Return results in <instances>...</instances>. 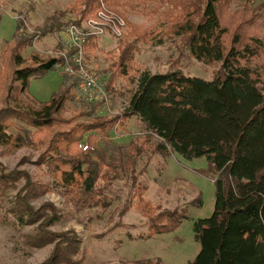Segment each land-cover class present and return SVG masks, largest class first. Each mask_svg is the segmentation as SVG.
I'll list each match as a JSON object with an SVG mask.
<instances>
[{"label":"trees","instance_id":"obj_1","mask_svg":"<svg viewBox=\"0 0 264 264\" xmlns=\"http://www.w3.org/2000/svg\"><path fill=\"white\" fill-rule=\"evenodd\" d=\"M181 1L164 0L171 5L166 11L175 12ZM104 2L111 5L109 0ZM221 3L222 0H204L200 20L188 28L191 55L206 64L222 62V72L213 79L186 75L180 70L154 73L146 69L136 75L138 47L135 42L147 40L151 33L130 28L124 46L109 66L110 77L105 82L111 100L118 79L125 78L135 86L127 106L115 116L103 114L100 104L85 101L77 80L63 71L64 58L59 54L32 49L27 57L23 55L26 49L33 48L36 35L29 34L19 18L15 43L6 51L9 53L3 55L0 66V78L8 76L0 109V146L26 145L22 137L8 133L15 119L30 127L31 141L39 133L57 129L48 146L49 154L39 163H46L56 175L57 188L95 198L99 179L109 183L119 176V169L134 170L131 165L136 161L129 151L123 152L118 146L115 154H111L100 144L125 120L137 118L147 136L143 145L155 136L160 139L156 151L187 159L206 157L216 173L215 209L210 217L200 218L194 224V237L200 243V251L190 264H264V73L251 64V59L258 54L250 43L258 42L261 37L235 16L232 26H224ZM225 4L228 8L227 1ZM100 5V0H79L72 7V12L77 14L75 18L68 23L55 18L51 26L46 25L45 34L61 32L69 22L93 16ZM112 8L128 25L125 14ZM257 15L256 11L253 16ZM250 19L255 21V18ZM230 27L234 32L228 45ZM247 33L250 36H246ZM242 38L248 42L240 47ZM98 45L99 37L91 38L86 50L94 51ZM57 69L62 71L59 91L48 102L37 100L28 91L31 79ZM79 94L88 111L65 117L68 104L78 99ZM78 118L87 120L75 123ZM66 125L72 127L60 128ZM129 148L135 152V158L143 151V147L134 142ZM112 173H116L115 176ZM14 181L12 174L5 172L0 164V189L7 190ZM29 186L35 185L28 180L27 192ZM146 190L147 186L139 185L135 192L139 196V209L150 220L146 236L177 227L182 216L169 210L159 213V208L151 202L144 203ZM55 241V254L42 264L71 263L66 250L72 247L74 254L77 252L75 238L64 239L52 233L48 238L43 237L39 245Z\"/></svg>","mask_w":264,"mask_h":264},{"label":"rangeland","instance_id":"obj_2","mask_svg":"<svg viewBox=\"0 0 264 264\" xmlns=\"http://www.w3.org/2000/svg\"><path fill=\"white\" fill-rule=\"evenodd\" d=\"M78 1L0 0V66L3 55L9 53L6 51L15 43L19 18L27 32L36 35L33 48L24 51L25 57L32 49L51 55L64 51L68 24L61 32L45 34L44 31L55 18L64 23L74 19L77 14L72 12V7ZM226 1L222 0L220 10L224 26H232L235 16L261 37L256 43L250 41L258 54L251 59V64L264 73V0ZM203 2L182 0L179 8L170 14L166 10L171 5L164 0H109L110 6L105 2L111 9L114 6L122 11L129 24L123 18L126 35L121 40L110 35L99 38L98 48L88 53L90 69L97 72L105 83L110 77L107 71L115 54L120 53L130 28L135 27L151 33L147 40L135 42L138 47L136 75L146 69L154 73L180 70L186 75L213 79L222 72V62L206 64L199 61L191 55L188 47V28L200 20ZM256 11L259 15L254 17ZM230 30L228 45L234 32L231 27ZM248 33L246 36H250ZM246 42L242 38L240 47ZM7 78V74L0 78V109ZM61 84L62 71L52 70L44 76L32 78L28 91L37 100L48 102ZM133 88L135 86L125 78L115 82L111 92V116L121 114ZM80 96L68 104L65 117L88 111ZM84 120L87 119L78 118L75 123ZM56 130L39 133L31 141L30 127L15 119L8 133L19 135L26 145L0 146V164L15 179L7 190L0 189V264L44 263L55 254L57 241L39 244L43 237L48 238L52 233L60 234L64 239L74 237L77 241L75 254L72 247L66 250L72 262L58 264H190L195 260L200 243L194 237V224L200 218L210 217L216 202V173L206 157L187 159L174 153H160L155 150L160 141L155 136L143 145L147 138L143 124L137 118H129L116 131L112 130L111 136L103 139L100 145L111 154H115L118 146L117 149L123 152L129 151L136 161L134 166L131 165L134 170L119 169V176L109 183L99 179L95 198L81 197L71 189L57 188L56 175L46 163H39L49 154L48 146ZM131 142L143 147L137 158L135 152L130 151ZM28 180L35 185L29 186V192L26 191ZM139 185L147 186L144 203L151 202L159 208V213L164 210L177 212L182 216L181 223L170 231L146 236L150 220L138 207L139 196L135 192ZM31 190L34 191L32 194Z\"/></svg>","mask_w":264,"mask_h":264},{"label":"built area","instance_id":"obj_3","mask_svg":"<svg viewBox=\"0 0 264 264\" xmlns=\"http://www.w3.org/2000/svg\"><path fill=\"white\" fill-rule=\"evenodd\" d=\"M97 12L80 22H70L65 28V49L59 55L64 58L63 71L78 82L80 94L88 103L102 106L112 114V102L103 79L88 65L86 44L91 38L110 35L117 40L124 37L126 22L103 0ZM88 146L85 145L84 149Z\"/></svg>","mask_w":264,"mask_h":264}]
</instances>
